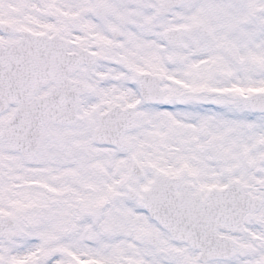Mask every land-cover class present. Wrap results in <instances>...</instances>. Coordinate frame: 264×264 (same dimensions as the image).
<instances>
[{"label":"snow or ice","instance_id":"snow-or-ice-1","mask_svg":"<svg viewBox=\"0 0 264 264\" xmlns=\"http://www.w3.org/2000/svg\"><path fill=\"white\" fill-rule=\"evenodd\" d=\"M0 264H264V0H0Z\"/></svg>","mask_w":264,"mask_h":264}]
</instances>
